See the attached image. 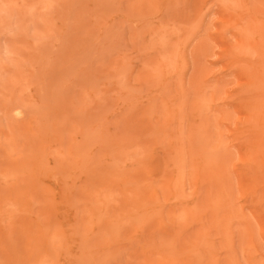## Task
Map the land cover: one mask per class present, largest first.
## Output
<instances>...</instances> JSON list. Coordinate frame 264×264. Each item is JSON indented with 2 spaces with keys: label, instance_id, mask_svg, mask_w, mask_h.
<instances>
[{
  "label": "rangeland",
  "instance_id": "obj_1",
  "mask_svg": "<svg viewBox=\"0 0 264 264\" xmlns=\"http://www.w3.org/2000/svg\"><path fill=\"white\" fill-rule=\"evenodd\" d=\"M0 264H264V0H0Z\"/></svg>",
  "mask_w": 264,
  "mask_h": 264
}]
</instances>
